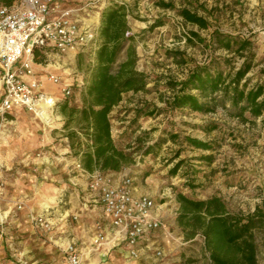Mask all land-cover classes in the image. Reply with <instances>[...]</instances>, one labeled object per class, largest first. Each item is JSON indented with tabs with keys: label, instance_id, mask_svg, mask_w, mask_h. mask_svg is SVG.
<instances>
[{
	"label": "rangeland",
	"instance_id": "1",
	"mask_svg": "<svg viewBox=\"0 0 264 264\" xmlns=\"http://www.w3.org/2000/svg\"><path fill=\"white\" fill-rule=\"evenodd\" d=\"M120 1L128 10V25L135 30L136 70L146 75L147 91L129 94L128 99L113 110L112 134L116 143L132 154V163L124 169L125 176L131 178L137 191L146 193L144 195L150 197L157 208L161 206L163 215V227L153 235L158 239L155 247L162 252L161 256H155L154 250L149 249L131 262L208 264L202 239H183L175 225V194L179 192L195 199L219 197L228 212L238 216L250 215L260 207L264 201V111L257 118L245 113L242 119L229 112L227 102L207 114L188 109L171 110L166 102L177 89L171 88V84L184 82L195 69L221 70L228 76L250 61L251 69L241 84L245 82L248 89L264 84V0ZM158 1L172 9H161ZM2 4L4 0H0ZM180 9L204 19L207 28L185 23L176 13ZM157 23L162 25L154 27ZM191 32L196 33L198 39L193 38ZM216 33L237 41L245 40L248 45L242 51L236 50L237 45L227 50L216 42ZM94 52L89 48L74 58L50 53L42 60L39 57L37 64L49 72L59 71L65 83H84L94 64ZM82 88L83 85H72L71 95L61 98L59 104L67 100L80 106L75 100L78 96L80 100ZM216 97L221 102L220 94ZM140 111L145 115L138 118ZM149 113L153 114L149 116ZM9 120V117H0V214L8 211L13 218L23 207L21 204L13 210L9 207L17 189L15 178L20 171L29 176L36 173L15 164L17 153L10 151L3 140ZM187 139L206 143L211 150L196 149ZM150 147L155 153L146 155ZM78 150L74 144L73 156ZM178 164L179 168L172 175L171 170ZM187 181L193 189L184 186ZM29 225L42 243L53 241L49 223L48 229H43L29 219ZM12 231L10 222L0 221V247L13 241ZM255 241L256 264H264V232L256 230ZM65 261L63 264H67Z\"/></svg>",
	"mask_w": 264,
	"mask_h": 264
},
{
	"label": "trees",
	"instance_id": "2",
	"mask_svg": "<svg viewBox=\"0 0 264 264\" xmlns=\"http://www.w3.org/2000/svg\"><path fill=\"white\" fill-rule=\"evenodd\" d=\"M10 3L11 0H4V5ZM157 6L172 9L160 1ZM176 13L189 25L199 29L208 26L204 19L187 9H180ZM127 16L128 10L124 4H112L101 12L94 64L84 81L80 106L64 100L57 108L63 117V136L71 150L75 144L76 149L82 152L81 167L87 173L112 174L132 163V154L113 141L110 124V113L114 107L128 99L129 94L147 91L146 75L136 70L135 36L130 33ZM161 25L157 23L154 27ZM215 35L216 42L227 50L237 45L236 50L242 51L248 45L245 40ZM191 36L198 39L196 33L191 32ZM43 56L35 51L34 59L38 63L39 57L42 60ZM250 69V61L244 62L228 76H224L221 70L195 69L184 82L171 84V88L177 89L166 106L175 111L188 109L207 114L215 112L219 104L223 106L227 102L229 112L234 116L243 119L244 114L248 113L250 117L257 118L264 111V84L250 89L245 82L241 84ZM218 94L221 102L216 97ZM187 140L196 149L211 150L206 143ZM152 153H155L153 147L145 152L146 155ZM178 168L179 164L175 165L171 174H175ZM184 184L188 189L194 188L188 181ZM175 201L176 227L185 240L202 239L208 264H256L255 231L264 232V201L247 216L231 214L216 196L195 199L178 192Z\"/></svg>",
	"mask_w": 264,
	"mask_h": 264
},
{
	"label": "crops",
	"instance_id": "3",
	"mask_svg": "<svg viewBox=\"0 0 264 264\" xmlns=\"http://www.w3.org/2000/svg\"><path fill=\"white\" fill-rule=\"evenodd\" d=\"M49 3L76 7L83 4L84 0H49ZM112 4L123 3L120 0L109 3L95 0L88 9L90 16L87 23L91 24L96 33L101 12ZM129 28L130 33L135 36V30L130 26ZM54 72L57 71L49 72L44 67H36V77L43 82L44 91L53 97L57 105L62 98L60 89L63 85L75 84L80 87L84 83H65L59 76V71L58 74ZM47 74L57 77V83L48 82ZM75 103L80 104L79 96ZM57 108L58 105L47 114L49 123L22 109H13L4 115L10 120L6 123L8 128L3 140H6L10 151H16L15 164L35 170L36 175L29 176L23 171L19 172V176L15 178L17 189L11 196L9 207L11 210L18 204L23 207L15 212L13 218H10L8 211L0 214V221L10 222L13 230L10 234L13 241L0 247V264H63L68 245H73L79 253L80 264H132L121 243L119 231L112 227L110 218L98 203V194L87 188L89 173L81 167L82 152L78 151L73 156L63 136V117ZM113 110L110 113V124ZM144 115L140 111L138 118ZM111 137L116 143L112 126ZM8 164L11 166V163ZM124 169L125 167L112 173L117 181L126 177ZM137 193L146 194L139 191ZM160 208L158 206L157 214L163 223ZM176 210L177 208L173 215ZM30 216H44L47 219L52 242L42 243L37 238L29 225ZM98 233L104 237L101 244L95 242ZM153 242L157 244L158 239L153 237ZM14 247L18 249H13Z\"/></svg>",
	"mask_w": 264,
	"mask_h": 264
},
{
	"label": "built area",
	"instance_id": "4",
	"mask_svg": "<svg viewBox=\"0 0 264 264\" xmlns=\"http://www.w3.org/2000/svg\"><path fill=\"white\" fill-rule=\"evenodd\" d=\"M94 1L84 0L76 7L50 4L49 0H13L9 5H0L1 118L13 109H22L41 121H49L47 114L56 101L36 77V67L42 66L34 59L35 51L74 58L89 48L95 50L97 33L87 23L88 9ZM46 80L57 83L58 78L47 74ZM60 93L63 99L69 97L71 85H63ZM88 178L87 188L98 194V203L112 227L119 231L128 258L138 259L141 252L149 249L154 250L155 256H161L153 235L163 225L153 200L137 193L129 177L117 181L112 174L93 172ZM30 222L48 229L44 216H30ZM95 238L97 244L104 240L101 233ZM65 260L67 264H80V255L73 245L65 248Z\"/></svg>",
	"mask_w": 264,
	"mask_h": 264
},
{
	"label": "bare ground",
	"instance_id": "5",
	"mask_svg": "<svg viewBox=\"0 0 264 264\" xmlns=\"http://www.w3.org/2000/svg\"><path fill=\"white\" fill-rule=\"evenodd\" d=\"M49 123V122H48Z\"/></svg>",
	"mask_w": 264,
	"mask_h": 264
}]
</instances>
